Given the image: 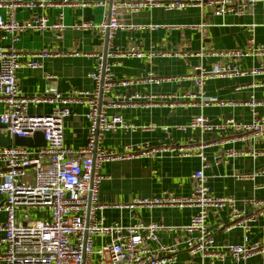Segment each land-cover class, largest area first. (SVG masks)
Instances as JSON below:
<instances>
[{"label": "built area", "instance_id": "1", "mask_svg": "<svg viewBox=\"0 0 264 264\" xmlns=\"http://www.w3.org/2000/svg\"><path fill=\"white\" fill-rule=\"evenodd\" d=\"M262 0H100L105 13L100 23L84 21L73 25L75 29H95L112 39L119 29L155 30L174 27L166 24H133L122 18L120 12L133 14L147 7H163L165 11L183 10L189 7H208L215 16L243 15L251 11ZM72 0H9L6 16L0 14V32L9 43L0 46V99L4 110L0 122L5 125L2 133L11 137L33 136L42 131L45 145L27 147L14 143L0 146V211L7 218L0 226L5 235L0 239V264H174L179 254L186 251L185 264H214V259H224L230 254L236 261H248L258 255L263 256L264 243L252 241L249 233L252 223L258 218L264 220V200L248 201L251 210L240 206L233 196H219L211 191L205 169L209 160L204 152L207 144L194 145H151L144 142L129 145L122 151L104 148L105 134L125 129H153V125L137 126L128 123L120 114H109V109L127 106H200L211 104L235 106L238 102L224 101L206 95L207 81L217 77L264 74V62L259 67L245 69L238 61L247 57H264V43L257 42L251 33L244 48L211 50L205 46L197 51L178 50L150 51L149 56L198 57L201 62L194 66V72L177 77L156 75L149 71L143 77L118 78L114 71L117 64L108 63L105 54L98 56L97 68L89 76L94 88L75 89L69 94L56 91L47 95H26L21 86L18 71L24 66L40 68L44 60L59 55L58 51L42 49L27 51L17 46L21 34L28 30H51L61 38L69 27L64 21V12L50 22L43 13L23 20L15 18L21 7L45 9L51 6L77 5ZM86 5V2H81ZM203 30L207 24H201ZM76 54H80L76 52ZM94 53L84 52L89 56ZM119 57H143L139 46L117 51ZM108 55V53L106 54ZM206 57H219L224 62L214 63L210 68L203 64ZM106 61V62H105ZM192 80L195 90L179 95L133 92L115 93L117 85L125 87L142 84H161L170 80ZM263 84H260V86ZM113 94V95H112ZM174 99L169 101L170 99ZM246 101L253 111L250 122L238 121L234 116L226 117L220 124H213L200 114L188 124L175 128L187 131L190 128L202 130H223L236 133V137L259 138L264 136V117L258 118L255 108L260 104L252 95ZM86 104V118L89 122L86 143L74 148L66 144L64 120L72 115L73 104ZM52 104L49 113H34L30 106ZM169 153L179 157L198 156L201 166L193 173L195 186L189 195L179 196L164 192L154 197H135L128 203H100V187L105 179L101 166L106 162L126 160L134 157H158ZM243 152L230 151L226 156H240ZM223 158L218 154L216 159ZM29 170L33 171L32 181L25 180ZM264 174V169L259 171ZM251 177L242 175L241 178ZM193 207L196 212L186 225L170 226L159 222L137 219L125 224L122 221L107 222L101 212L108 208H126L136 211L141 207ZM227 211V223L219 225L225 231L240 227L245 234L240 244H230L220 251L215 232L208 219L212 213ZM47 210V211H46ZM33 213L37 218L31 219ZM180 231L181 237L172 244L161 242L162 231ZM199 258V261H195Z\"/></svg>", "mask_w": 264, "mask_h": 264}, {"label": "crops", "instance_id": "2", "mask_svg": "<svg viewBox=\"0 0 264 264\" xmlns=\"http://www.w3.org/2000/svg\"><path fill=\"white\" fill-rule=\"evenodd\" d=\"M0 0V14L6 16V3ZM77 5L51 6L45 9L21 7L15 13V18L23 20L30 16L45 14L50 22L58 19L64 12V21L69 26L61 38L51 30H28L21 34L17 46L27 51L48 49L60 54L46 58L43 67H22L18 71L20 86L26 95H47L56 91L69 94L75 89H93L94 81L89 74L97 68L98 56L104 55L108 47L106 61L116 63L114 71L118 78L143 77L149 71L156 75L177 77L194 72L198 57L154 56L150 51L178 50L197 51L205 46L211 50H226L244 48L251 33L259 43H264V0L259 1L251 11L243 15L215 16L208 7H189L183 10L165 11L163 7H147L139 12L127 14L120 12L122 18L133 24H166L174 27H161L155 30L119 29L112 39L95 29H75L72 26L84 21L100 23L105 9L97 4L100 0H72ZM81 2H86L82 5ZM207 24L202 28L201 24ZM8 39L2 38L0 46L8 44ZM132 46H139L144 51L143 57H119L117 51ZM76 52L80 54H76ZM84 52L94 53L85 56ZM224 62L219 57L203 59L205 67L214 63ZM264 57H247L238 61L245 69L259 67ZM260 84H263L260 86ZM195 90L192 80H170L161 84H142L125 87L117 85L113 94H131L145 92L152 94L179 95ZM112 94V95H113ZM206 95L224 101H235L238 105L222 106L211 104L205 107L166 105L146 107L127 106L109 109V114H120L128 123L137 126L153 125V129L118 128L105 134L102 141L104 148L122 151L129 145L149 142L151 145H194L201 142L207 144L204 152L209 160L205 169L208 184L212 193L219 196H233L240 206L251 210L248 201L264 200V136L259 138L236 137V133L223 130H202L190 128L187 131L178 130L176 125L188 124L193 117L203 114L213 124H220L226 117L232 115L238 121L253 120L252 109L245 104L254 95L260 104L255 108L258 118L264 117V74L248 73L244 76L217 77L207 81ZM174 100L173 98L169 101ZM52 104L30 106L34 113H49ZM72 115L64 120V138L68 145L74 148L83 146L87 141L89 122L86 118L87 105L73 104ZM4 103L0 99V114ZM243 152L240 156L227 157L230 151ZM218 154L223 158L216 159ZM201 166L198 156L179 157L164 153L158 157H134L126 160L106 162L101 166V172L106 177L100 187V203H128L135 197H154L164 192H173L179 196L189 195L195 186L193 173ZM242 175L251 177L241 178ZM4 198L0 196V203ZM47 211V210H46ZM196 212L193 207L157 206L141 207L136 211L126 208H108L101 212L107 222L122 221L125 224L137 219L163 223L170 226L186 225ZM5 211H0V226L6 221ZM211 229L215 232L216 243L220 251L230 244L243 242L244 230L240 227L225 231L219 225L227 223V211L212 213L208 219ZM5 235L0 230V239ZM181 237V232L162 231L161 242L175 243ZM252 241L264 243V220L258 218L252 223L249 233ZM188 259L186 251H182L174 264H185ZM195 258V261H199ZM263 256L251 258L249 264H262ZM214 264H244L236 261L230 254L224 259H214Z\"/></svg>", "mask_w": 264, "mask_h": 264}, {"label": "water", "instance_id": "3", "mask_svg": "<svg viewBox=\"0 0 264 264\" xmlns=\"http://www.w3.org/2000/svg\"><path fill=\"white\" fill-rule=\"evenodd\" d=\"M107 51L108 47H106V50L104 52L105 56L107 54ZM4 127L5 125L0 122V146H7L12 143L27 147H41L45 145V136L44 133L40 130L36 131L33 136L24 137L15 135L14 138H12L10 133H7L6 135L2 133V128Z\"/></svg>", "mask_w": 264, "mask_h": 264}, {"label": "rangeland", "instance_id": "4", "mask_svg": "<svg viewBox=\"0 0 264 264\" xmlns=\"http://www.w3.org/2000/svg\"><path fill=\"white\" fill-rule=\"evenodd\" d=\"M32 178H33V171L32 170H29L26 177L24 178L25 180H28V181H32ZM30 218L31 219H34V218H37V216L33 213L30 214Z\"/></svg>", "mask_w": 264, "mask_h": 264}]
</instances>
